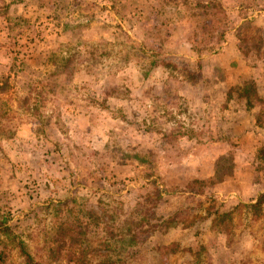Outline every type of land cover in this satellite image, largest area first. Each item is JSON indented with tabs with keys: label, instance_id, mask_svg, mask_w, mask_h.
<instances>
[{
	"label": "rangeland",
	"instance_id": "obj_1",
	"mask_svg": "<svg viewBox=\"0 0 264 264\" xmlns=\"http://www.w3.org/2000/svg\"><path fill=\"white\" fill-rule=\"evenodd\" d=\"M255 15L264 0H0V264H26L20 243L34 264H264V142L220 135L241 76L201 61L244 19L264 91Z\"/></svg>",
	"mask_w": 264,
	"mask_h": 264
},
{
	"label": "crops",
	"instance_id": "obj_2",
	"mask_svg": "<svg viewBox=\"0 0 264 264\" xmlns=\"http://www.w3.org/2000/svg\"><path fill=\"white\" fill-rule=\"evenodd\" d=\"M242 21H245L244 19H240V23ZM240 23H238L237 28L235 30L230 29V34L233 39L226 38L222 42V49L220 53L216 54V57L210 56H201V61H205L206 66H203L202 68L207 69L210 65L211 70L216 71L217 69L221 68H228L231 67L233 64H236L237 72L241 76V82H244L243 80L249 79L253 80L256 90H257V96L258 98L264 102V91H259L257 87H259V81L257 80V77H255V74L257 72V66H254V69L249 67V69L246 66V62L240 58V53L238 51L237 41H235V36L237 33V30H239ZM254 24L262 26L264 28V15L258 17L257 15L254 16ZM235 39V40H234ZM215 56V55H214ZM212 59L215 60L212 62ZM214 63V64H213ZM204 65V64H203ZM254 71V75L252 74ZM252 75H250V74ZM237 75V74H236ZM254 76V77H253ZM244 77V78H242ZM241 82H239V79H228L223 82V90L231 89L230 87L238 86ZM264 82V81H263ZM264 84V83H263ZM225 96V94H224ZM230 102L238 103L236 105V108L230 109V110H224V119L222 122L226 125L225 130H220V135L222 137H228L229 139L236 138L239 143L243 142L244 140L250 139L252 142H254V152L257 148V146L264 142V125L263 127H258L257 125V119L260 116L259 107H257V102L254 101L253 107L248 110L245 106V102L241 100L238 96L230 97ZM218 143V141L216 142ZM226 152H221L215 157V163L219 160H222L227 157L225 155ZM234 158V157H233ZM237 163L234 160V164ZM216 164H215V170H216ZM233 164V163H232ZM248 174L250 173L249 170H247ZM241 175V171L238 173ZM214 172L213 175L214 176ZM259 175H262L261 172H257L254 169V178H257ZM209 177V176H208ZM235 182V181H234ZM263 185H254V203L256 201V197L260 195V193L264 192Z\"/></svg>",
	"mask_w": 264,
	"mask_h": 264
},
{
	"label": "trees",
	"instance_id": "obj_3",
	"mask_svg": "<svg viewBox=\"0 0 264 264\" xmlns=\"http://www.w3.org/2000/svg\"><path fill=\"white\" fill-rule=\"evenodd\" d=\"M235 91L238 95V97L245 102V106L248 110H250L254 103L253 100L256 102L262 103V101L258 98L256 93V87L253 81L250 82H243L242 85H238L235 87H232L230 91ZM257 125L258 127H263L261 122L259 121V118L257 119ZM198 183V182H196ZM248 207L254 210V212H260L264 209V192L258 196L254 204H250ZM230 214L228 213H218L216 212L215 217L212 221L213 226L219 225V223L223 222L227 217H229ZM0 233H2L5 236H8L10 234V229L5 224V220L0 221ZM19 244V251L20 255L24 257V261L26 264H34V259L30 256L28 252L24 249V245ZM79 260H76L74 264H79Z\"/></svg>",
	"mask_w": 264,
	"mask_h": 264
}]
</instances>
